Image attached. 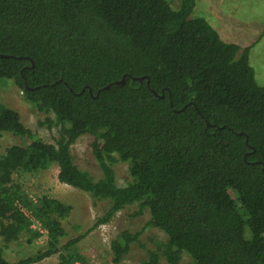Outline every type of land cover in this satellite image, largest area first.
Instances as JSON below:
<instances>
[{
  "label": "trees",
  "instance_id": "1",
  "mask_svg": "<svg viewBox=\"0 0 264 264\" xmlns=\"http://www.w3.org/2000/svg\"><path fill=\"white\" fill-rule=\"evenodd\" d=\"M195 6L0 0V82L12 81L57 129L52 142L34 136L0 100V134L30 138L0 152L1 240L38 236L20 208L46 231V248L15 262L0 245V264L56 252L59 264H88L74 248L81 235L60 244L70 205L45 195L33 200L14 180L52 164L58 181L87 193L93 206L106 202L90 229L136 205L134 216L148 213L142 229L164 235L148 245L142 229L120 231L110 243L116 264L134 242L146 252L140 264H179L183 254L192 264H264V86L249 64L251 46L223 40L193 16ZM83 135L99 178L70 153ZM116 161L127 165L124 185L116 183Z\"/></svg>",
  "mask_w": 264,
  "mask_h": 264
},
{
  "label": "rangeland",
  "instance_id": "2",
  "mask_svg": "<svg viewBox=\"0 0 264 264\" xmlns=\"http://www.w3.org/2000/svg\"><path fill=\"white\" fill-rule=\"evenodd\" d=\"M178 1L174 0L175 6ZM193 16L208 20L223 40L235 42L240 46L250 45L249 64L254 70L257 84L264 86V0H196ZM0 100L18 113L20 122L34 136L46 142H52L56 137L57 129L47 126L44 121L45 114L26 101L23 92L12 81L0 82ZM29 141L28 136L1 133L0 152L11 145H24ZM89 141L88 136H80L70 146V153L80 169L86 170L94 178H99L100 170L92 156ZM113 169L118 185H124L130 180L125 162L116 161ZM57 172V165L52 164L45 171L33 176L17 172L13 177L33 200L45 195L70 205L69 214L61 220L65 235L60 239V244L81 235L74 248L84 256L88 264H116L112 261L111 240L122 230L129 232L141 230L148 218L147 211L134 216L136 205H129L117 212L107 223L90 229L95 218L106 208V202L101 201L93 206L87 193L59 182ZM30 228L35 231L36 224L30 223ZM151 236L159 240L164 239V235L153 227L143 228L139 238L149 245L148 238ZM0 245L5 259L15 262L44 250L45 234L31 236L29 241L26 235H21L17 240L7 243H3L0 237ZM145 257V249L140 247L138 242H134L122 261L117 264H140ZM31 264H59L58 252ZM159 264L166 263L161 260ZM179 264H192V261L183 254Z\"/></svg>",
  "mask_w": 264,
  "mask_h": 264
},
{
  "label": "built area",
  "instance_id": "3",
  "mask_svg": "<svg viewBox=\"0 0 264 264\" xmlns=\"http://www.w3.org/2000/svg\"><path fill=\"white\" fill-rule=\"evenodd\" d=\"M21 209V211L31 220V223H34V224H36V230L39 232V233H41V234H46V231L44 230V229H42V227L40 226V224H39V222H37L36 220H34L31 216H30V214H29V212H27L25 209H23V208H20ZM74 264H78L77 262L76 263H74Z\"/></svg>",
  "mask_w": 264,
  "mask_h": 264
},
{
  "label": "water",
  "instance_id": "4",
  "mask_svg": "<svg viewBox=\"0 0 264 264\" xmlns=\"http://www.w3.org/2000/svg\"><path fill=\"white\" fill-rule=\"evenodd\" d=\"M0 56H5L6 57V55H0ZM142 79H146V83L148 84V78L146 77V76H142V77H139L138 78V80H142ZM115 84H123L124 83V79H121V80H119V81H116V82H114ZM106 87H108V85L106 86ZM106 87H104V88H106ZM82 91H83V89H82ZM89 93H91V91L89 90ZM153 94L155 95V96H160V97H162V94H157L156 92H154L153 91ZM96 95H97V93H96ZM262 170H263V172H264V168L262 167Z\"/></svg>",
  "mask_w": 264,
  "mask_h": 264
}]
</instances>
